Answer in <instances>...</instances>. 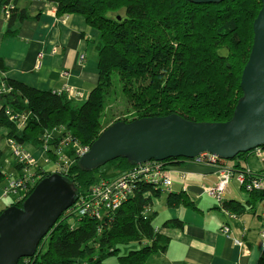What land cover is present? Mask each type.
I'll use <instances>...</instances> for the list:
<instances>
[{
    "label": "trees",
    "instance_id": "trees-1",
    "mask_svg": "<svg viewBox=\"0 0 264 264\" xmlns=\"http://www.w3.org/2000/svg\"><path fill=\"white\" fill-rule=\"evenodd\" d=\"M18 1L0 0V11L4 5L13 6L6 20L7 33L12 35L15 23L27 16V10L16 7ZM45 1L54 5L58 17L78 14L87 26L98 31V83L84 103L74 106L56 92H40L19 81L7 80L11 92L0 96L5 101L0 110V125L8 129L6 140L13 139L19 145L30 142L43 145L45 132L62 128L61 134L55 132L51 145L55 146L67 135L77 144L76 148L64 149L71 164L62 172L76 193V202L40 241L36 254L19 260L18 264H109V257L116 258L112 264H144L163 250L167 242L159 226L182 228V221L167 219L157 225L158 216L152 203L160 197L161 189L143 181L135 184L132 195L117 209L99 212L100 219L89 210L81 214L78 211L81 201L89 203L96 187L115 179L100 176L99 181L97 176L103 166L83 170L76 152L79 147L89 148L102 130L115 121L125 123L172 114L195 124L230 120L242 97L241 71L251 50L252 22L261 3L259 0H223L202 5L188 0ZM113 74L131 117L113 119L104 126L105 99L112 88ZM6 106L29 113L24 129L17 131L4 116ZM248 155L249 152L237 155L234 169ZM54 159L50 155V160ZM179 160L183 159L163 161V168L168 169ZM106 164L118 173L135 166L123 158ZM49 175L45 171L43 178ZM255 176L264 177V168ZM33 189L22 191L18 197L8 196L15 201L11 205L21 207ZM247 193L246 203L223 201L221 209L231 216H245L249 210L256 213V204L264 201V191ZM188 196L184 191L169 192L164 204L168 208L192 207ZM121 247L127 248V252L118 256ZM257 264H264V254Z\"/></svg>",
    "mask_w": 264,
    "mask_h": 264
},
{
    "label": "crops",
    "instance_id": "crops-1",
    "mask_svg": "<svg viewBox=\"0 0 264 264\" xmlns=\"http://www.w3.org/2000/svg\"><path fill=\"white\" fill-rule=\"evenodd\" d=\"M16 7L27 10V16L15 23L14 35L7 33V19L0 11V84L7 80L19 81L40 92L58 94L69 87L82 95L69 101L74 106L84 103L98 83V31L87 26L78 14L58 17L54 5L45 0H20ZM40 53L44 57L40 67L36 68ZM4 104L5 101L0 99V110ZM7 133L8 129L0 125V212L15 202L2 195L4 187L10 179L21 176L19 165L7 146ZM21 145L33 155L40 170L52 173L50 170L55 167L46 169L49 163L44 160L50 155L43 154L42 143ZM261 168L259 165L252 170ZM168 169L173 180L169 192H186L188 186L206 189L218 181L214 169L206 165L177 161ZM234 189L241 190L233 177L225 189L224 201L235 199L246 203L248 193L241 198ZM187 193L192 207L168 208L165 205L161 208L162 214H157L158 226L167 219H179L182 228L159 226L160 234L167 242L163 250L150 256L144 264H256L264 254V239L260 236L264 230V202L256 204L254 214L249 210L245 216L233 217L221 210L217 202L211 200L214 198L205 192L202 194L210 202H203L202 194ZM3 201H9V205H4ZM224 225L230 229L227 236L221 231ZM234 240L241 241L242 245L238 246Z\"/></svg>",
    "mask_w": 264,
    "mask_h": 264
},
{
    "label": "water",
    "instance_id": "water-1",
    "mask_svg": "<svg viewBox=\"0 0 264 264\" xmlns=\"http://www.w3.org/2000/svg\"><path fill=\"white\" fill-rule=\"evenodd\" d=\"M195 4H214L223 0H188ZM252 22L253 40L248 60L242 69V97L226 122L192 123L172 114L131 122L115 121L102 130L81 155L78 165L92 170L114 161L129 163L195 159L202 153L232 161L237 155L264 146V0ZM199 195L200 187L188 186ZM76 193L61 174L40 180L24 198L21 207L11 205L0 213V264H18L32 258L40 241L74 204Z\"/></svg>",
    "mask_w": 264,
    "mask_h": 264
},
{
    "label": "built area",
    "instance_id": "built-area-1",
    "mask_svg": "<svg viewBox=\"0 0 264 264\" xmlns=\"http://www.w3.org/2000/svg\"><path fill=\"white\" fill-rule=\"evenodd\" d=\"M12 8L13 6L11 3L2 6L1 11L6 19L9 18L10 10ZM37 57L38 62L36 68H39L44 56L40 53ZM9 92H11V88L7 85V82H2L0 84V96H6ZM59 95H63L69 100L82 97L80 92L72 90L69 87L65 88L62 93H59ZM4 116L14 124L17 131L24 129L29 119L28 112L17 111L10 106L4 108ZM55 132L61 134L63 129L53 130L50 133L45 132L42 137L44 143L41 148L43 154L45 153L48 156L53 155L55 158V161H51L50 157H46L44 160V162L49 164L52 163L51 165H54L55 169L52 173L62 175V172H64L71 164L70 158L66 156L64 149L68 147L76 148L77 144L72 142L70 136L67 135L61 137L55 146L51 145V142L54 140L53 136ZM7 146L10 148L14 161L21 167V176L15 179H10L4 187L2 195L4 197L10 195L18 197L22 191H28L35 187V185L43 178L45 171L38 168V163L33 155L23 149L22 145H19L15 140L8 138ZM88 151L89 148L87 147H79L76 152V157L79 159L81 155ZM249 153L250 155H248V157H253L255 161L264 168V146L257 147ZM195 162L203 163L214 169L218 181L213 186H210V188L204 189V191L208 196H212L219 206L222 204V197L226 191L225 189L233 175H235L239 186L245 192L264 191V177L255 176L256 171H253L248 167L235 172L234 167L228 166L225 160H220L217 157L206 153L200 154ZM121 173L122 174H120L115 180L104 182L101 186L96 187L93 192H91L90 202L87 203L86 200H82L78 207V211L82 214L83 211L88 212L89 210L91 215L95 216L96 219H100L99 212L105 209H117L128 199L129 196L132 195L133 191L136 189L135 184L139 183V181L152 184L154 187L160 189H169L172 185L168 169H164L161 162H155L153 160L134 166L126 172ZM101 203L104 206H98V204ZM221 231L226 236L230 233V230L226 225ZM260 236L264 239V230L260 232ZM234 243L238 246L242 245V242L238 240H234Z\"/></svg>",
    "mask_w": 264,
    "mask_h": 264
},
{
    "label": "rangeland",
    "instance_id": "rangeland-1",
    "mask_svg": "<svg viewBox=\"0 0 264 264\" xmlns=\"http://www.w3.org/2000/svg\"><path fill=\"white\" fill-rule=\"evenodd\" d=\"M50 4H52V3H50ZM81 57H82V59L84 58L83 56H81ZM112 77H113L112 78L113 79L112 88H111V91L109 92V94H107L106 99H105V101H106V108L104 109V113H105V117L104 118L105 119L102 122V125H104V126L106 125V123H110L113 119H117V118L124 119L125 117H127V118L131 117L129 115V113L127 112L129 110V106L126 103V100H124L123 97H122L121 89H119V83L117 81V77H116L115 74H113ZM235 161H236V159H233L232 161H227V163L232 165ZM258 166L259 165L257 163H255V159L253 157H250L247 161H239V167L241 169H245L247 167L250 168V169H256ZM53 167L54 166L51 165V164L46 165V169L47 170L52 169ZM50 171H54V170H50ZM120 174H122V173L121 172L118 173L117 171H115V172L112 171L110 169V167H109V164H106V165H103V167L100 168L99 174H98L97 177H98L99 181H100V176L103 179H105V180H111V179L113 180V179H116L117 177H119ZM232 185L235 186L234 183H232ZM234 190H235V192H237L238 194L241 195V198L246 196L247 192H244V191H241V190L238 191L236 189H234ZM160 193H161L160 197L159 198H155L153 200L152 205H153V209H155L157 214L161 215L162 214V212H161L162 209L161 208H163L165 206L164 202H165L166 196H167V194L169 192L163 188V189H161ZM202 196H203V198H202L203 202H205V201L206 202H210L206 198V195L202 194ZM211 200H213L214 203L216 202L212 198H211ZM2 203L4 205H9V201H3ZM196 204L199 205V203H196ZM258 205H259V203H258ZM1 207H2V204H0V208ZM44 243H43V245L45 246L46 243L45 244ZM41 247H43V246L41 245ZM126 252H127V248L121 247L117 254H118V256H120V255L126 254ZM115 259H116L115 257H109L107 259V263L112 264L115 261Z\"/></svg>",
    "mask_w": 264,
    "mask_h": 264
},
{
    "label": "clouds",
    "instance_id": "clouds-1",
    "mask_svg": "<svg viewBox=\"0 0 264 264\" xmlns=\"http://www.w3.org/2000/svg\"><path fill=\"white\" fill-rule=\"evenodd\" d=\"M203 154V153H202ZM207 154V153H206ZM209 155V154H208ZM211 155V154H210ZM199 156V155H198ZM197 156V157H198ZM214 156V155H213ZM196 159L197 158H195V159H183V160H179V161H187V160H189V162H193L194 164H199V165H205V164H203V163H196L195 161H196ZM249 158H246V160L244 159V160H242V161H247ZM163 162V161H162ZM177 162V161H176ZM226 162V164L228 165V166H230V164H228L227 163V161H225ZM256 163H257V161H255ZM258 164V163H257ZM236 165V161L232 164V166H230V167H236L235 166ZM259 165V164H258ZM135 166H137V165H135ZM260 167H262L261 165H260ZM236 169H238V170H236ZM236 169H234V171L235 172H237V171H239L241 168L239 167V164H238V167L236 168ZM261 169H263V167L261 168ZM252 170V169H251ZM260 170V169H259ZM169 171V170H168ZM254 171V170H253ZM258 171V170H257ZM256 171V172H257ZM50 174H55V173H50ZM169 174H170V171H169ZM233 177L235 178V175H233ZM233 177H232V179H233ZM171 178V177H170ZM44 179V178H43ZM42 180V179H41ZM172 181V184H173V180H171ZM172 186V185H171ZM238 186H239V184H238ZM171 188V187H170ZM169 188V189H170ZM188 188V187H187ZM201 188V187H200ZM169 189H165V190H167L168 192H169ZM202 189V188H201ZM239 189H240V186H239ZM242 190V189H241ZM202 191H203V193L205 192L204 191V189H202ZM243 191V190H242ZM185 192V191H184ZM188 191H187V189H186V193H187ZM245 192V191H244ZM189 193H191V192H189ZM206 193V192H205ZM191 194H193V193H191ZM196 195V194H195ZM224 196V195H223ZM223 201H224V199H223V197H222V203H223ZM218 204V203H217ZM219 206V205H218ZM221 207H222V204H221V206H219V208L221 209ZM222 210V209H221ZM226 214H228V213H226ZM229 216H231V215H229ZM234 217V216H233ZM225 226V225H224ZM227 226V225H226ZM229 228V227H228ZM230 230V229H229Z\"/></svg>",
    "mask_w": 264,
    "mask_h": 264
}]
</instances>
